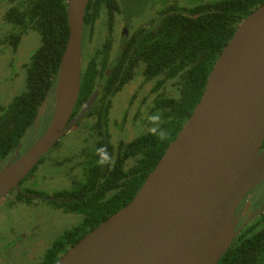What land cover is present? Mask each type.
Masks as SVG:
<instances>
[{
  "label": "water",
  "instance_id": "1",
  "mask_svg": "<svg viewBox=\"0 0 264 264\" xmlns=\"http://www.w3.org/2000/svg\"><path fill=\"white\" fill-rule=\"evenodd\" d=\"M88 0H67L68 37L54 110L31 146L0 169V199L94 100L67 123L80 88ZM101 87V86H99ZM45 101L34 119L37 129ZM264 2L238 24L175 137L133 197L67 247L54 264H217L236 235L240 199L264 179Z\"/></svg>",
  "mask_w": 264,
  "mask_h": 264
},
{
  "label": "flooded vegetation",
  "instance_id": "2",
  "mask_svg": "<svg viewBox=\"0 0 264 264\" xmlns=\"http://www.w3.org/2000/svg\"><path fill=\"white\" fill-rule=\"evenodd\" d=\"M163 6L139 22L127 18L123 13H116L104 65L101 64L104 54L101 51L98 53V49L102 48L100 44L104 42L103 34L94 39L91 37L85 43L82 39L81 69H85L93 58L99 71L90 95L84 98L74 111L75 103L67 123L76 118L97 90L94 100L60 136V140L38 160L34 170L26 175L27 178L25 176L18 187L2 198V202L8 207L19 209L23 213L27 209L29 212L26 216L30 225V244L22 246L25 237H20L13 245L19 256H32L38 246L46 241V220L50 226L55 221V218L50 216L51 211L55 215H79L80 223L69 230L86 228L89 231L96 220L90 215L106 216L115 204L116 195L120 193L119 200L130 196V179L137 178L135 165L142 155L136 146H143L144 135L157 126L159 116L153 118L150 111L155 99L162 94L160 87L153 89L152 79L144 78V63L130 51L134 41L131 34L138 28L155 27ZM12 29L8 31L12 33ZM123 76H129V79ZM108 79L110 88L104 90ZM121 80H124V84L115 91L114 86ZM118 94L120 98L125 96V99H119ZM118 101L121 107H118L115 113L112 107L113 103L115 105ZM42 115L37 129L33 123V129L27 134V137L30 136L26 141L30 139L31 144L49 124L50 118L41 131ZM24 138L15 141L9 134L0 136L3 142H12L11 146H0V169L30 147L24 143ZM55 146H58L56 149L65 147V150H51ZM55 178L63 180L62 187L54 191L40 187ZM40 202L43 206L39 205ZM62 202L68 203L58 206ZM23 213L19 217L21 221L25 220ZM234 214L236 235L232 243L236 242L238 245L240 260L236 264H264V179L246 192L238 202ZM70 245L67 244L68 247Z\"/></svg>",
  "mask_w": 264,
  "mask_h": 264
},
{
  "label": "trees",
  "instance_id": "3",
  "mask_svg": "<svg viewBox=\"0 0 264 264\" xmlns=\"http://www.w3.org/2000/svg\"><path fill=\"white\" fill-rule=\"evenodd\" d=\"M7 1L10 6L4 19L13 25V32H9L5 39L16 46L21 34L29 29L40 35L39 47L29 59L25 90L12 98L7 105L0 104V136L9 134L16 141L33 129L34 118L41 102L48 97L53 98L58 65L69 30L67 0ZM263 2L264 0H216L188 8L169 3L159 11V20L155 27L138 28L132 32L134 41L130 51L144 63V78L154 81L153 89H161L162 94L155 99L150 111L153 118L159 116V122L144 135L143 146H136L142 155L135 165L138 176L130 179V196L119 200L120 193L116 195L115 204L106 216L90 215L91 218H96L92 228L133 197L188 118L204 89L215 60L239 22ZM121 10L119 0H88L86 5L82 27L83 43L93 38L94 34L96 37L103 34L104 42L100 44L102 48L98 49V53L101 51L104 54L102 65L106 61L115 15L121 14ZM95 61L92 58L90 64L81 69L80 88L74 111L93 90L99 71ZM123 77L129 79V76ZM123 84L124 80L119 81L114 90H119ZM109 88L110 79L103 89ZM11 143L0 140V146H11ZM262 145L261 148H264V141ZM41 159L42 157L39 160ZM34 168L35 166L30 172ZM64 203L68 202H62L58 206ZM86 232V228L65 231L46 250L41 264H54L68 247L67 244H74ZM239 262L238 245L233 242L217 264Z\"/></svg>",
  "mask_w": 264,
  "mask_h": 264
},
{
  "label": "rangeland",
  "instance_id": "4",
  "mask_svg": "<svg viewBox=\"0 0 264 264\" xmlns=\"http://www.w3.org/2000/svg\"><path fill=\"white\" fill-rule=\"evenodd\" d=\"M213 1L216 0H119V3L122 9L121 13H125L127 18H132L135 22H139V20H145L147 15L152 13V11H157L162 5L169 3L188 8ZM9 6L10 3H8L7 0H0V104L4 106L7 105L12 98L20 95L25 90L29 59L40 44V35L33 29L26 31L20 39H18L16 46L11 45L8 40H4V37L9 32L8 30L13 28V25L4 19V14ZM94 38H96L95 34L93 36V39ZM118 97L119 99H125V96L120 98V94H118ZM118 102L115 105L113 103L112 110L115 113L118 107H121L120 102ZM53 109V98L48 97L41 117V122H43L41 131L44 125L47 124L49 118L51 119ZM29 132L30 130H28L24 136V143L31 146L30 139L26 141L30 136L27 137ZM67 141L68 140H66V142ZM56 147L58 146L53 147L51 150L56 149ZM60 149L64 151L65 147H59L56 149V152ZM62 182V179L55 178L46 181V183L41 184L40 187L47 191H54L63 186ZM39 205L43 206V203L40 202ZM21 213H23L21 210L8 207L2 202V198L0 199V264H41L45 251L53 242L65 231L80 223L79 215L72 213L55 215L51 211L50 216L55 218V221H53L51 223L52 226H50L46 220V241L38 246L36 252L32 256L24 257L19 256L13 247L20 237H25L22 246H28L30 244V225L27 223L28 220L26 216L29 212L25 209V213H23L25 217L24 221H21L19 218ZM50 227H53V229H49Z\"/></svg>",
  "mask_w": 264,
  "mask_h": 264
}]
</instances>
